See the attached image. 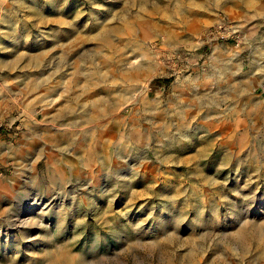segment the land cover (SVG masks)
<instances>
[{
	"label": "rangeland",
	"instance_id": "obj_1",
	"mask_svg": "<svg viewBox=\"0 0 264 264\" xmlns=\"http://www.w3.org/2000/svg\"><path fill=\"white\" fill-rule=\"evenodd\" d=\"M0 264H264V0H0Z\"/></svg>",
	"mask_w": 264,
	"mask_h": 264
},
{
	"label": "bare ground",
	"instance_id": "obj_2",
	"mask_svg": "<svg viewBox=\"0 0 264 264\" xmlns=\"http://www.w3.org/2000/svg\"><path fill=\"white\" fill-rule=\"evenodd\" d=\"M224 23V22H223ZM220 25V24H219ZM223 25V24H222ZM224 26H225V24H224ZM236 31V30H235Z\"/></svg>",
	"mask_w": 264,
	"mask_h": 264
},
{
	"label": "built area",
	"instance_id": "obj_3",
	"mask_svg": "<svg viewBox=\"0 0 264 264\" xmlns=\"http://www.w3.org/2000/svg\"><path fill=\"white\" fill-rule=\"evenodd\" d=\"M222 24V23H221Z\"/></svg>",
	"mask_w": 264,
	"mask_h": 264
}]
</instances>
